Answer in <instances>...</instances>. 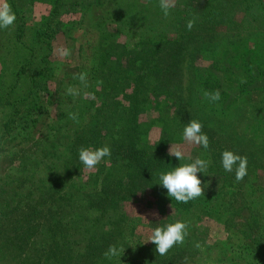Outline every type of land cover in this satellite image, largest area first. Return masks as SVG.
Listing matches in <instances>:
<instances>
[{"label":"rangeland","instance_id":"374dc122","mask_svg":"<svg viewBox=\"0 0 264 264\" xmlns=\"http://www.w3.org/2000/svg\"><path fill=\"white\" fill-rule=\"evenodd\" d=\"M7 2L16 20L11 27L0 29V61L5 71H16L23 46L33 37L36 53L48 61L45 77L51 97L27 141L10 138L4 142L0 130V264H91L82 258L88 247L98 255L99 244L91 235V220L98 216L83 202L86 199L90 206L97 198V173L117 164L101 161L89 171L79 154L72 155L70 150L80 142L77 139L84 138L75 132L88 134L95 124L89 123V117L98 99L112 96L129 107L138 79V84L163 93L152 96L139 120L151 127L143 140L148 153L163 157L166 164L152 168V189L119 203L113 226L103 228L101 223L108 247L115 244L125 251L121 261L101 255L97 264H168L170 260L175 264H264V0H175L167 17L159 0ZM190 19L195 25L189 31ZM47 26L52 29L48 49L35 36ZM62 48L71 54L62 56ZM81 72L87 73V89L73 79V74ZM5 77L10 79V74ZM97 81H102V89ZM69 85L81 95H68ZM187 86L200 96L209 116L208 128L222 130L227 140L224 145L214 139L204 149L183 141V130L173 136L177 141L171 144L182 149L183 162L198 156L209 161L207 175L197 174L204 196L174 206L175 200L158 183V173L168 171L170 162L177 167L180 161L168 155L171 144L164 148L157 143L161 130L182 121L181 115L166 114L170 109L162 108L159 113L158 109L162 104H183ZM217 89L220 100L204 98V90ZM84 92L91 95L84 96ZM68 113H75L78 122ZM112 124L102 128V136H107L106 131L107 137L116 133ZM106 139L102 144L111 148ZM46 149L56 153L55 162L42 160ZM224 150L247 157V175L242 181L223 169ZM63 162L73 165L72 174L63 179L59 173L52 176V169L59 171ZM57 218H62L58 227ZM73 219L77 223L71 225ZM177 220L188 223V235L182 245L159 256L155 244L147 240L155 227ZM91 243H97V248Z\"/></svg>","mask_w":264,"mask_h":264},{"label":"trees","instance_id":"16d2710c","mask_svg":"<svg viewBox=\"0 0 264 264\" xmlns=\"http://www.w3.org/2000/svg\"><path fill=\"white\" fill-rule=\"evenodd\" d=\"M54 14H57L56 10H54ZM50 31H52V29L47 26L42 34L38 32L35 33V36H37L39 40V44L45 45L46 49L50 48ZM22 37L23 35L21 34L20 38L17 36V39L21 40ZM44 38H46V40ZM32 39L33 37L30 43L28 41V44L24 45L27 47L23 46L24 51L21 53L23 56L17 59L16 65L19 67L16 71H5L4 61H0V130H2L1 140L4 142L10 138L27 141L31 136V131L35 123L47 109L44 104L49 102L48 98L49 96L51 97L48 88V79L45 77L48 72V61H46V57L43 54L36 53L38 46H33ZM7 73L10 74V79L5 77ZM23 80H26V83H23ZM139 81L138 79L136 86L133 87L131 99H134V102L131 101L129 107L125 108L121 106L115 101V97L112 96L104 100L98 99V106L94 105L91 107L93 114L89 117V123L94 121L95 124L93 123L90 127L88 134L79 131L75 132L76 135H83L84 138L77 139V141L80 142L74 145L70 150L72 155H77L82 146H90L93 148L102 147L104 146L102 142L107 138V142L112 143L110 148L111 156L105 157L102 163L105 161L111 163L113 161V163L117 164L115 167L98 172V178L97 174L94 176V178H97L99 181V191L95 192L97 198L91 202L90 206L86 203V199L83 202L87 204L89 210L95 209L96 216H98L91 220L92 227L95 229H93L91 235L93 234L92 238L96 239L99 244V252L97 251L98 255L96 256L95 254L97 253H94V250L88 247L87 251L82 256V258H88L91 264H97V262L102 261L101 255H103L104 249L108 247L109 243L107 239L108 236L102 232V230L105 226H113L112 221L118 219L116 218L118 217V210L115 208H117L120 202L128 201L137 196L138 193H142L147 189H152L154 186L149 183L151 173H153V171H151L152 168L155 165L164 167L166 164L163 157L157 158L153 156L155 157L153 158L152 155L154 154L148 153L143 144V140L148 136L151 127L147 125V122L144 123L139 120V117L144 115L149 107L148 105L153 99L152 96H160L163 93H158L152 90V88L149 89L144 83L138 84ZM140 84L141 86H139ZM99 86L102 89V86ZM186 92L187 96L183 104L179 101L175 102V104L172 103V106L162 104L158 109V113L164 110L162 108H168L170 110L166 114H175L174 116L181 115V123L184 125L188 123L190 119H196L202 123V131L207 133L206 135L209 141L215 139L218 143L222 141V143L226 145V135L222 130H210L208 128L206 124L208 122L206 121L209 116H207L206 108H204L200 102V96L195 95L194 91H191L188 86ZM22 104L23 107H20ZM208 105H211V103L209 102ZM120 110L121 112H119ZM80 112L82 113L81 110ZM213 121L218 122L221 120L213 119ZM111 122L113 123L111 127H116L118 130H116V133L112 137H107L109 131H106L107 136H102V131H105L102 128L110 125ZM153 123L154 122H150V124ZM181 123H171L165 131L161 130L162 136L157 145L159 144L158 146L161 145L164 147L168 144L175 143L177 141L174 138L176 137V133L182 131L184 128V125ZM126 125L127 129H125ZM47 150L48 149L44 150L45 156H43L42 160L46 163L55 162L56 153H51ZM235 151L239 152L238 149ZM164 157L167 158L165 154ZM63 163L64 167L60 168L59 171L55 170L56 168L54 167L52 169L54 173L53 175L50 173V176L59 173L60 179H63V175H71L75 168L72 167L73 165L69 164V162ZM75 164H79V162ZM50 166H56V164H50ZM112 168L113 170L111 171ZM171 168L170 162L168 170ZM52 184H54V182H52ZM155 191L160 193V190ZM172 203L174 206L178 204L176 201H172ZM109 205H111V207ZM81 207L84 206L81 205ZM109 213H111L110 217H108ZM106 218L107 220H105ZM80 219L82 218L80 217ZM103 220L105 221L102 222ZM72 221L73 223H71V225L77 223L75 222L76 219ZM61 223L62 218L55 219L56 227ZM101 223L103 224L102 229H100ZM97 235H99V237ZM96 244L94 245L91 243L90 245L97 248ZM161 261L162 258L160 262ZM168 264L175 263L170 260Z\"/></svg>","mask_w":264,"mask_h":264},{"label":"clouds","instance_id":"9594fccd","mask_svg":"<svg viewBox=\"0 0 264 264\" xmlns=\"http://www.w3.org/2000/svg\"><path fill=\"white\" fill-rule=\"evenodd\" d=\"M175 6V0H159V7L161 8L165 17L170 14V9ZM16 15L7 2L2 0L0 2V29H7L14 25ZM195 25V20L190 19L187 21L186 28L190 31ZM70 50L66 48L61 49V55L64 57L69 56ZM73 79L78 80L85 89L89 87L87 80V73H75ZM98 84H102V81H97ZM66 93L70 96L77 97L81 95L79 89L69 85L66 88ZM84 96H89L91 93L84 92ZM205 99L215 102L220 100L221 93L217 89L215 91H203ZM68 117L76 122L77 115L75 113H68ZM202 123L196 119H190L185 124L182 132V139L189 145L202 146L204 149L209 147L208 136L202 132ZM169 156H175L179 159L180 164L177 167H172L171 170L158 173V183L167 190V196L179 203H188L191 200L204 196V188L202 187V181L198 178V173H204L207 175V169L209 161L200 158L199 156L192 159L189 157L191 162H183L185 155L182 149L178 146L171 144ZM111 156V150L108 145L102 147H81L79 149V160L83 164L84 168L91 171L104 160L105 157ZM222 156V167L226 172H234L235 180L240 182L247 175V157L235 154L233 151L224 150ZM172 207V205H170ZM154 217H158V213L153 212ZM188 223L177 220L174 223H166L163 226L155 227L147 242L155 244V251L159 256H164L168 251L175 245H182L185 238L188 235ZM199 247V245H196ZM125 248L118 247L117 245H109L108 249L104 252V256L111 260L116 257L120 260L123 255ZM121 261V260H120Z\"/></svg>","mask_w":264,"mask_h":264}]
</instances>
